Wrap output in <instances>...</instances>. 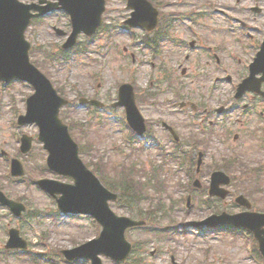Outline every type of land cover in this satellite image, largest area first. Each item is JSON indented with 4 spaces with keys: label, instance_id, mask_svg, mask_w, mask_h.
Returning <instances> with one entry per match:
<instances>
[{
    "label": "rangeland",
    "instance_id": "obj_1",
    "mask_svg": "<svg viewBox=\"0 0 264 264\" xmlns=\"http://www.w3.org/2000/svg\"><path fill=\"white\" fill-rule=\"evenodd\" d=\"M154 1L162 6L160 10L167 18L172 17V14L180 17L171 35L176 38L174 44L166 42L159 50L160 42L156 45L149 40L145 42L144 30L124 25V21L130 15L126 0H107L104 16L108 26L97 36L81 35L79 43L82 51H72L64 56L60 54V47L66 36L59 35L54 27L57 26L68 33L72 29L71 21L64 12L48 14L33 22L26 36L32 46H37L34 59L41 62V68L71 100V103L62 110L66 114L74 138L83 145L84 152L81 155L85 162H90L91 168H95L96 162L99 163L108 177L132 173L134 179L140 182L135 186L143 190L147 197V200L139 204L133 203V207L129 206L130 209L112 203L113 209L120 215L134 218L143 215L147 220L145 228L130 229L126 234L127 239L133 244L126 264H172V255L181 264H257L256 260L248 255L250 244L246 242L243 234L201 232L190 227L191 221L207 217L215 208L227 207L232 211L236 210L230 204V197L228 201L221 200L210 207L197 204L188 207L181 184L186 180L182 166L174 163L171 158L166 163L157 147H152L151 144V147H148L146 142L136 137L129 138V129L124 121V109L110 106L120 84L131 82L136 92L138 91V105L147 117L155 118L157 114L169 117L171 111L150 104L154 99L144 98L143 90L148 91L150 88L147 87H151L156 92L160 91L159 86L166 88L165 94L157 95L155 99L157 102L172 95V90H169L171 85L179 86L185 93L191 89L192 81L187 78L178 81L173 79V75L182 76L177 64L184 62L187 53L185 43L180 41L189 37L186 29H189L187 24H190V21L185 18L190 12L188 0ZM224 2L215 0L209 11L213 12L214 7L222 6ZM232 2L234 1L231 0L229 4L239 11L238 6ZM248 3L250 1H247ZM229 10L232 16H239V13ZM213 16L214 19L210 21L220 27L216 31L210 30L211 33H208L210 41L226 39L228 45L242 56L247 45L242 42L236 21L234 19L228 21L225 17H218L215 14ZM200 27L195 29L199 31ZM205 60L195 53L186 66L194 61L206 62ZM209 70L212 68L209 67ZM166 72L171 75L169 78L165 77ZM204 89L206 91L207 87ZM33 91L34 88L25 82L12 81L3 84L0 81V185L10 197L23 201L28 208L26 214L17 217L7 208L0 206V264H90L88 260L83 259L67 261L63 254H61L63 261H57L56 253L61 249L74 247L77 242L95 237L100 227L94 224L91 216L60 213L55 199L39 188L30 175L33 178L54 177L64 181L71 179L52 174L51 170L44 167L47 151L38 139L33 141L30 154H20L22 133L26 132L35 137L38 134V127L35 124L25 126L17 124V117L25 111L26 100ZM199 94V97L202 96L201 92ZM83 96H97L109 108L100 109L81 104L79 99ZM230 98L231 90L224 103ZM221 101L222 98L216 97L213 103ZM247 118L254 124V116ZM179 119L183 120L181 117ZM234 125L233 122L228 128L222 125V130H218L219 135L227 138V144L219 137L201 134L208 143L210 159L217 160L220 150L229 152L232 150L231 146L245 154L244 159H248V155L253 162L262 158L264 137L261 133L257 129L249 130L250 127L245 125L239 129ZM236 131H240L241 140L238 137L234 138ZM161 135L166 137L162 133ZM4 150L7 151V155L2 154ZM11 157H19L23 161L25 176L16 178L11 175L9 162ZM153 167L161 171L159 177L164 181V191L159 192L156 187L157 180L150 182L149 175ZM125 168L127 173L124 172ZM235 171L240 175V168H236ZM253 180L255 179H251L250 176L237 179L232 186V193L236 194L244 188L252 187ZM258 186L255 198L264 207V172L261 185ZM11 227L21 230L22 236L29 241L28 249L12 253L5 248L8 230ZM103 260L104 264H120L108 257H104Z\"/></svg>",
    "mask_w": 264,
    "mask_h": 264
},
{
    "label": "water",
    "instance_id": "obj_2",
    "mask_svg": "<svg viewBox=\"0 0 264 264\" xmlns=\"http://www.w3.org/2000/svg\"><path fill=\"white\" fill-rule=\"evenodd\" d=\"M72 1L76 7V12L81 9L80 22L87 21L91 15L95 14V11L90 9L93 8L94 1ZM32 8H37L36 4H24L18 0H0V74L3 77L22 76L33 81L38 88V93L40 94L37 98L31 100L30 107H32V115H41L46 120V129L51 131L48 141V146L52 150L50 162L55 169L59 171L64 169L75 176L77 180V185L66 186V194L59 201L61 207L65 210L92 212L104 224L105 229L102 237L82 246L81 248L84 250L82 254L90 256L96 249L108 253L112 251L113 253V247L123 246L130 248V244L124 239V230L128 225L136 224L137 222L128 218H119L109 209L106 200L108 197H115V195L105 191L98 179L83 166L78 159L76 144H72L68 148L67 143L57 145L54 142V138L58 134L54 127L56 113L53 122L50 119V114L45 112L53 106V97L50 93L52 92L51 85L36 68L29 64L27 56L28 44L24 41V29L33 15L30 13ZM140 13L138 11L136 14L139 15ZM128 86L131 87L127 85L123 88L124 95L126 90L129 89L127 88ZM127 105L133 120L138 125H141L143 118L132 98L131 103L128 102ZM46 183L51 190H55L56 185H58V183L53 181ZM212 218L199 222L197 225L207 223L214 226L219 220L212 222ZM215 218L219 217L216 216ZM10 244L13 246H25V242L19 240L18 231L15 229L12 230Z\"/></svg>",
    "mask_w": 264,
    "mask_h": 264
},
{
    "label": "flooded vegetation",
    "instance_id": "obj_3",
    "mask_svg": "<svg viewBox=\"0 0 264 264\" xmlns=\"http://www.w3.org/2000/svg\"><path fill=\"white\" fill-rule=\"evenodd\" d=\"M199 17H202L201 15ZM204 24V23H203ZM203 24H201L203 26ZM205 28V27H203ZM255 36H253V43L251 44L254 48V52L252 54V59L257 55V53L260 51L261 48V41L264 38V28L257 26L255 28ZM208 29L204 32V35L202 37H196V40L199 41V46L200 48H195L193 50V54L191 55V58L195 53L201 55L203 58H205L206 62L202 61H194L191 62L187 66V69L185 73H189V79L193 82H209L212 81L213 78L216 80L219 79L218 72H220V68L218 63H220L221 66L223 63V58L225 57V46L222 44L221 41H218L215 43L216 50L212 53V45H208L206 42L211 37L208 35ZM213 34V33H212ZM193 46H195V43H193ZM190 57V55H189ZM214 66L216 69L214 71L209 70V67ZM181 67V65H180ZM261 76L259 74L257 77ZM263 88H264V83H263ZM252 95V94H250ZM253 99H258L260 102L261 97L259 95H252ZM198 109V107H196ZM224 109V108H223Z\"/></svg>",
    "mask_w": 264,
    "mask_h": 264
}]
</instances>
